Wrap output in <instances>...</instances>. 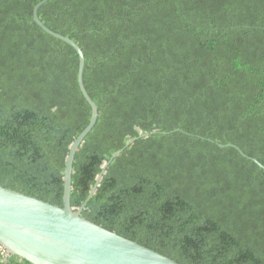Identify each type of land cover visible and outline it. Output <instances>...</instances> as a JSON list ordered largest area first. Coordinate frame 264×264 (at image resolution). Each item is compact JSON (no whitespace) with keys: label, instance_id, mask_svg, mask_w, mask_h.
Returning <instances> with one entry per match:
<instances>
[{"label":"trees","instance_id":"16d2710c","mask_svg":"<svg viewBox=\"0 0 264 264\" xmlns=\"http://www.w3.org/2000/svg\"><path fill=\"white\" fill-rule=\"evenodd\" d=\"M41 1L0 0V185L63 207L92 107L77 49L35 20ZM38 14L82 48L99 106L73 209L181 264H264V0H48ZM0 264L33 263L1 249Z\"/></svg>","mask_w":264,"mask_h":264},{"label":"water","instance_id":"95a60500","mask_svg":"<svg viewBox=\"0 0 264 264\" xmlns=\"http://www.w3.org/2000/svg\"><path fill=\"white\" fill-rule=\"evenodd\" d=\"M47 1L43 0L35 7V20L49 33L77 49L80 56L79 83L92 107V117L71 144L67 156L63 207L0 185V250L33 264H181L87 219L82 215L85 204L76 211L73 209L71 193L76 153L97 123L99 106L85 87L86 57L82 48L70 37L51 30L39 17V8ZM147 135L141 132L140 136ZM136 139L126 142V147ZM122 151H116L110 161L104 163L88 199L96 193L110 162Z\"/></svg>","mask_w":264,"mask_h":264}]
</instances>
